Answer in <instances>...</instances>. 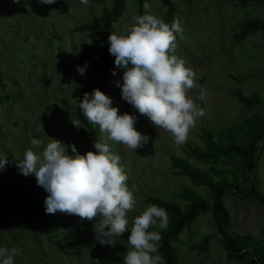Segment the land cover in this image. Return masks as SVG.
<instances>
[{"label": "rangeland", "instance_id": "rangeland-1", "mask_svg": "<svg viewBox=\"0 0 264 264\" xmlns=\"http://www.w3.org/2000/svg\"><path fill=\"white\" fill-rule=\"evenodd\" d=\"M174 18L183 28V39L177 34L175 54L186 61L196 73L200 87L187 95L203 110L190 129L187 142L177 146L171 133L156 128L132 105L134 127L149 140L135 151L109 141L112 152L120 156V164L128 176L127 185L137 204L127 214L129 229L135 216L147 205L154 204L147 196H160L180 206L186 199L180 191L191 189L207 201L212 192L202 183H193L171 163L170 157L182 158L192 165L222 170L228 181H236L246 191L243 175L255 177L257 188L264 191V136L256 141L253 163L247 168L239 154L220 153L210 159L197 158L191 148L207 150L202 128L208 127L213 138L240 140L239 126L244 117L264 113V38L260 29L244 37H234L241 21L264 18V0H172ZM113 0H57L42 4L40 0H0V159L8 163L0 170V247L17 248L14 264H123L129 248L125 232L114 239V245L102 246L96 241L94 221H81L78 216L57 211H45L46 190L38 186L34 175L25 176L16 167L14 157L23 158L31 147L32 138L45 145L51 138L65 144H75L81 154L95 151L94 141L103 140L99 126L78 119L77 80L92 68L108 45L111 32H119L132 23V17L150 11L159 17L165 11L161 0H125L121 15L108 32L80 29ZM91 42V43H89ZM115 65L113 66V68ZM122 81V70L107 77L103 92L113 99V105L123 114L121 89L113 82ZM254 94L257 101L248 106L236 95ZM92 93V92H91ZM8 97H6L5 95ZM80 122L79 129L71 120ZM231 129L233 134L225 133ZM42 151V149L37 150ZM71 152V148H68ZM217 175L214 178L217 179ZM230 233H246L264 239V202L250 194L226 190L222 195ZM168 215V213H167ZM98 219V218H97ZM176 264H255L249 253L230 258L222 244L209 211H203L185 225L173 241Z\"/></svg>", "mask_w": 264, "mask_h": 264}, {"label": "clouds", "instance_id": "clouds-1", "mask_svg": "<svg viewBox=\"0 0 264 264\" xmlns=\"http://www.w3.org/2000/svg\"><path fill=\"white\" fill-rule=\"evenodd\" d=\"M12 2L18 4L20 0ZM40 2L51 5L57 0ZM80 3L87 5L89 0ZM150 8L146 2L145 14L133 16L130 25L108 36L109 54L115 57L112 75L117 74V69L122 70L123 83L120 79L113 83L121 89L123 100L157 129L171 133L175 144L180 146L187 142L196 119L204 114L187 95L189 90L200 86L196 73L175 54L177 34L183 39L180 21L174 19L169 25L152 14ZM77 72L83 75L85 67L77 66ZM199 98H205L203 87ZM78 106L87 121L98 125L99 132L104 134L103 140L94 141L95 151L81 154L75 144L51 138L45 145L42 139L32 138L23 158L14 157L16 167L25 176L34 175L37 185L48 193L44 202L47 214L59 211L78 216L81 221L95 220V239L102 246L114 245L115 238L129 232L123 264H163L158 248L162 236L149 228L166 229L167 212L149 204L135 216L129 229L127 214L135 210L137 200L126 183L128 176L120 164V156L112 152L108 143L113 141L136 152L148 142L149 136L136 130L134 115L121 114L113 99L99 88L85 92ZM70 120L75 128L83 127L79 121ZM7 163V157L0 159V170ZM19 251L0 247V264H14Z\"/></svg>", "mask_w": 264, "mask_h": 264}, {"label": "trees", "instance_id": "trees-1", "mask_svg": "<svg viewBox=\"0 0 264 264\" xmlns=\"http://www.w3.org/2000/svg\"><path fill=\"white\" fill-rule=\"evenodd\" d=\"M137 1L141 4L144 0ZM124 2L125 0H113L111 6L104 7L98 15L93 16L91 21L81 23L78 28L98 32L101 36H104L112 27L113 21L121 15ZM161 2L165 5V11L158 18L163 19L171 25L175 19L174 3L172 0H161ZM241 2L245 3L246 0H241ZM256 29L261 30L264 38V18L253 17L241 21L239 30L235 33L234 37H244ZM108 48L109 46L102 51L99 59L93 63L92 68L88 69L83 77L77 80L73 91L77 106V109L74 111L78 119L88 125L90 123L83 116L78 102L83 99L85 92L91 93L96 88H99L101 91L104 90L106 79L115 65V57L109 54ZM233 95H236L238 99L248 106L253 105L257 101V96L254 94L243 95L239 90H235ZM5 96L8 97L7 95ZM123 112L131 114V105L126 101L123 103ZM239 130L242 133L240 140H226V142H223L222 139L213 138V132L210 128L203 127L202 136L208 149L202 150L195 147L189 151L200 159H210L220 153L228 155L239 154L243 158L247 170L253 163V152L256 147V141L264 136V113H253L244 117ZM225 134L230 136L233 132L229 129ZM170 160L172 165L189 177L193 183L206 185L212 192V199L209 202L191 189L180 191V195L187 200L183 206L160 196L149 195L146 197L147 200L164 208L168 213L169 223L166 229L161 230L158 227L149 228V231H157L162 236L158 248L159 254L163 258V264H176L177 256L173 241L183 227L190 224L203 211L210 212L216 230L221 235L222 244L228 257H241L245 253H249L254 262H256L255 264H264V239L253 237L246 233H230L227 229L229 223L228 211L222 200V195L226 190H234V192L242 195H253L264 202V191L257 188L258 180L255 177H249L244 174L246 191H242V188L236 181H228L224 172L214 166H210L208 171L207 169L196 167L182 158L178 159L171 156ZM214 175L218 176L217 179L214 178ZM131 226H133L132 223Z\"/></svg>", "mask_w": 264, "mask_h": 264}]
</instances>
